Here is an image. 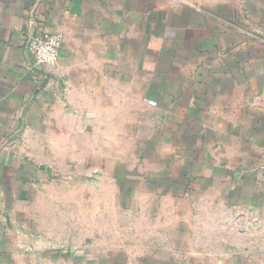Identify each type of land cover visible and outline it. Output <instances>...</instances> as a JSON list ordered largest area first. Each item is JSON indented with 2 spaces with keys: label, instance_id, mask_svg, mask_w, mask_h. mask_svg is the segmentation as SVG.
<instances>
[{
  "label": "crops",
  "instance_id": "0c3cea01",
  "mask_svg": "<svg viewBox=\"0 0 264 264\" xmlns=\"http://www.w3.org/2000/svg\"><path fill=\"white\" fill-rule=\"evenodd\" d=\"M32 33L63 36L53 71ZM64 169L177 200L157 264H264V0H0V264L33 261L26 212Z\"/></svg>",
  "mask_w": 264,
  "mask_h": 264
},
{
  "label": "rangeland",
  "instance_id": "374dc122",
  "mask_svg": "<svg viewBox=\"0 0 264 264\" xmlns=\"http://www.w3.org/2000/svg\"><path fill=\"white\" fill-rule=\"evenodd\" d=\"M98 152L104 149L97 148V160L102 157ZM84 173L80 172L76 179L64 169L36 195L26 212L31 229L27 236L36 252L32 251L30 264H157V259L169 254V225L178 217L172 213L171 206L177 205L174 197L158 198L141 185L140 194L127 197L116 192L114 181L98 177L88 181ZM214 200L213 195L211 201ZM197 208L192 216V232L196 238L201 237L202 244L191 248L215 252L221 246L216 239L224 234L217 227L222 213L215 206L207 212ZM35 237L37 240H33ZM75 254L81 259L72 260Z\"/></svg>",
  "mask_w": 264,
  "mask_h": 264
},
{
  "label": "built area",
  "instance_id": "2783aa9c",
  "mask_svg": "<svg viewBox=\"0 0 264 264\" xmlns=\"http://www.w3.org/2000/svg\"><path fill=\"white\" fill-rule=\"evenodd\" d=\"M63 36L60 33H32L27 35L24 46L32 56L29 65L33 69L53 71L60 62ZM152 106H157L156 100H149Z\"/></svg>",
  "mask_w": 264,
  "mask_h": 264
}]
</instances>
